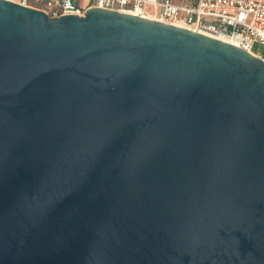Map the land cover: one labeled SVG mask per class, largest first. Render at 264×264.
<instances>
[{"label":"water","instance_id":"95a60500","mask_svg":"<svg viewBox=\"0 0 264 264\" xmlns=\"http://www.w3.org/2000/svg\"><path fill=\"white\" fill-rule=\"evenodd\" d=\"M0 264H264V61L0 0Z\"/></svg>","mask_w":264,"mask_h":264},{"label":"built area","instance_id":"2783aa9c","mask_svg":"<svg viewBox=\"0 0 264 264\" xmlns=\"http://www.w3.org/2000/svg\"><path fill=\"white\" fill-rule=\"evenodd\" d=\"M35 7L50 16L83 15L88 7L134 14L192 30L208 29L261 58L251 50L264 44V0H11Z\"/></svg>","mask_w":264,"mask_h":264},{"label":"rangeland","instance_id":"374dc122","mask_svg":"<svg viewBox=\"0 0 264 264\" xmlns=\"http://www.w3.org/2000/svg\"><path fill=\"white\" fill-rule=\"evenodd\" d=\"M85 0H81V2H84ZM252 52H254L257 55H260L261 57H264V44L258 41H254L251 46Z\"/></svg>","mask_w":264,"mask_h":264},{"label":"bare ground","instance_id":"6f19581e","mask_svg":"<svg viewBox=\"0 0 264 264\" xmlns=\"http://www.w3.org/2000/svg\"><path fill=\"white\" fill-rule=\"evenodd\" d=\"M199 31L202 32V33H205V34H207V35L217 37V35H215V34H214L213 32H211V31H209L208 29H204V28H202V29H200Z\"/></svg>","mask_w":264,"mask_h":264}]
</instances>
